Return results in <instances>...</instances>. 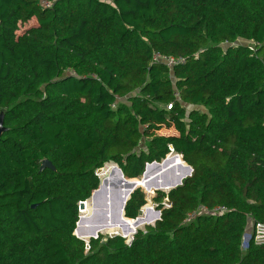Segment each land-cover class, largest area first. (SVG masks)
Wrapping results in <instances>:
<instances>
[{"label": "trees", "instance_id": "1", "mask_svg": "<svg viewBox=\"0 0 264 264\" xmlns=\"http://www.w3.org/2000/svg\"><path fill=\"white\" fill-rule=\"evenodd\" d=\"M0 119V264H264V0H0Z\"/></svg>", "mask_w": 264, "mask_h": 264}, {"label": "rangeland", "instance_id": "2", "mask_svg": "<svg viewBox=\"0 0 264 264\" xmlns=\"http://www.w3.org/2000/svg\"><path fill=\"white\" fill-rule=\"evenodd\" d=\"M36 21H35V19H31L27 24H25L22 28L24 29V28H26V27H28L30 24H34ZM241 42H243V41H241V40H237L235 43L237 44V43H241ZM250 44V43H249ZM158 130H153V132H156V133H169V132H172V131H174L173 129H172V126L171 125H169V123L168 122H164V123H162V124H160L159 126H158ZM170 154H172V155H174L175 153L174 152H172V153H169L168 155H170ZM167 155V156H168ZM151 164V163H150ZM113 165H115V164H112L111 162H109V163H106L101 169H104V168H106V167H108V166H113ZM176 166H179L178 164H176L171 158L167 161V163H166V168L168 169V171L166 172V174L168 173V172H171V170L173 169V168H176ZM101 173L103 172V170L101 171V170H99ZM99 174V177H100V182H101V180H102V176H101V174L100 173H98ZM107 175V174H106ZM117 183H114L113 184V193L115 194V196H116V199H117V202H116V204H114V210H116L117 208H118V204H119V199H118V193H117ZM144 192H145V194H146V197H147V203L142 207V209L145 207V206H149L152 210H157L156 208H155V204L153 203V201H152V197L155 195V192L157 191V190H161V191H164V190H162V189H160V188H155V189H152L150 192H147V190H149V188H143V187H140ZM102 197H103V193H100V194H98L97 195V200H99V201H101L102 200ZM90 200H91V197L89 198V200H88V202H90ZM80 213V212H79ZM142 213H143V211H142ZM196 213L198 214H204V213H206V212H204V211H202V209H199V210H197L196 211ZM155 219L156 218H154L153 219V221H149V222H145L143 225H140V227H138L137 229H144V227L146 226V225H153L154 223H155ZM95 220H96V223H100V224H102V223H104L105 221H106V218H105V215H104V213L103 212H101L100 211V214H97L96 215V217H95ZM148 223V224H147ZM137 229H136V231H137ZM252 229H253V223H252V221H249L248 222V225H247V227H246V231H245V234H244V237H243V242H244V240H247L248 238H249V236H250V233L252 232ZM115 232H117V234H113V233H115ZM98 234H103L104 236H108V235H119L120 237H122V238H124L125 239V241L127 242V243H129L130 242V237H131V235H133V233L131 234V235H129V236H125V235H123V234H121V233H119L118 231H107V230H102V231H100V232H98L97 233V235ZM245 236H247V238H245ZM89 239V238H88ZM88 239H86V240H88Z\"/></svg>", "mask_w": 264, "mask_h": 264}, {"label": "water", "instance_id": "3", "mask_svg": "<svg viewBox=\"0 0 264 264\" xmlns=\"http://www.w3.org/2000/svg\"><path fill=\"white\" fill-rule=\"evenodd\" d=\"M2 120L0 119V134H1V131L3 130V128H2V122H1ZM175 155H179V154H175ZM167 157V156H166ZM166 157L164 158V159H162L160 162H157V164H161L165 159H166ZM44 164H48V161H44L43 162ZM153 163V162H152ZM155 163V162H154ZM187 165V164H186ZM116 166V168L118 169V171H119V173H120V179L118 180V182L119 183H124L125 184V186L127 187V189H128V191H125V194H124V197H123V199H122V201H121V206L119 207V210L123 213V215H124V207H125V203H126V201H127V199L129 198V196H130V194L132 193V191L134 190V189H136L137 187H142L140 184H138V183H136V182H134V181H128V179H126V178H124L123 177V174H122V172H121V170H120V168L117 166V165H115ZM187 167H188V173H187V175H185L184 176V178L185 177H187V176H190L191 175V172H192V168L189 166V165H187ZM99 170V169H98ZM146 171H147V165H145V168H144V171H143V173H142V177H145V179L146 180H148V178L149 177H147L146 176ZM114 173L112 172V174L111 175H113ZM112 177V176H111ZM183 180V179H182ZM182 180H178V182L176 183V182H174V181H170V180H166L165 182H163L162 183V186L164 185L167 189H162V190H164L165 192H167V191H169L170 189H172V188H175L176 186H178V185H180L181 183H182ZM108 184V179H107V177H104L102 180H101V182H100V184H99V186H98V188L97 189H95L94 191H93V193L91 194V198H93V196H94V194L97 192V191H99V190H103V188H104V186L106 187V185ZM113 184L114 183H112V186H113ZM149 187V186H148ZM161 189V188H160ZM100 193V192H99ZM98 194V193H97ZM104 200H105V198H104ZM86 202H88V201H83V202H80L79 203V206H78V211L80 212V210H82V209H85V203ZM165 203L166 204H169V201H168V199H165ZM142 211H143V209L141 208L139 211H138V215H137V217L136 218H134L137 222H136V224L135 225H138V224H140L141 222H142V220H141V218H140V216L142 215ZM157 213H158V217L155 219V221L156 220H158V219H160V211L159 210H155ZM84 216H80L79 215V218H78V221H77V223H76V228H75V230H74V234L78 237V238H80V239H83V238H81V237H79L77 234H76V230H77V225H78V223L80 222V220H81V218H83ZM148 224V223H147ZM136 232V230H134L133 231V234ZM95 236H97L96 235V232L95 233H93ZM92 233H91V236H89V238H94L95 236L93 235ZM113 234H117V232H115V233H113ZM132 237H133V235H131V237H130V241H131V239H132ZM245 238H247V236H245ZM85 242L86 241H88V240H86V239H83Z\"/></svg>", "mask_w": 264, "mask_h": 264}, {"label": "built area", "instance_id": "4", "mask_svg": "<svg viewBox=\"0 0 264 264\" xmlns=\"http://www.w3.org/2000/svg\"><path fill=\"white\" fill-rule=\"evenodd\" d=\"M160 58V56H159ZM162 60H164L169 66H172L174 65V63L176 62H183V60L181 59H175L174 57H169V58H163ZM173 152V148L170 146V153ZM181 156V155H180ZM150 163H146V165H149ZM99 170H103V169H99ZM97 170V174L101 172ZM99 175V174H98ZM224 210V208H219V207H216L213 209V211L211 213H218L220 211ZM97 237V236H95ZM94 237V238H95ZM253 242L255 244H261V243H264V223H256L255 224V228H254V231H253ZM247 246V243H245V245H243V247H246ZM87 249H88V241H86V246H85Z\"/></svg>", "mask_w": 264, "mask_h": 264}, {"label": "bare ground", "instance_id": "5", "mask_svg": "<svg viewBox=\"0 0 264 264\" xmlns=\"http://www.w3.org/2000/svg\"><path fill=\"white\" fill-rule=\"evenodd\" d=\"M166 158H167V157H166ZM165 160H166V159H165ZM146 172H147V171H146ZM183 178H184V177H183ZM183 178H182V179H183ZM119 179H120V178H119ZM182 179H181V180H182ZM129 180H138V179H128V181H129ZM134 182H135V181H134ZM119 184H120V183H119ZM119 184H118V185H119ZM106 186H107V185H106ZM125 187H126V186H125ZM126 188H127V187H126ZM148 188H150V187H148ZM164 188H166V187L164 186ZM167 188H168V187H167ZM127 191H128V190H127ZM97 192H98V191H97ZM119 201H120V198H119ZM121 214H122V212H121ZM142 214H143V213H142ZM140 218H141V216H140ZM96 235H97V234H96ZM94 236H95V235H94Z\"/></svg>", "mask_w": 264, "mask_h": 264}, {"label": "clouds", "instance_id": "6", "mask_svg": "<svg viewBox=\"0 0 264 264\" xmlns=\"http://www.w3.org/2000/svg\"><path fill=\"white\" fill-rule=\"evenodd\" d=\"M181 157V156H180ZM100 169V168H99Z\"/></svg>", "mask_w": 264, "mask_h": 264}]
</instances>
